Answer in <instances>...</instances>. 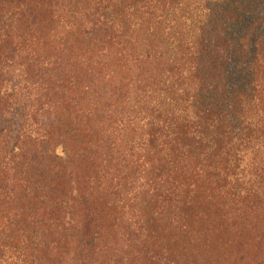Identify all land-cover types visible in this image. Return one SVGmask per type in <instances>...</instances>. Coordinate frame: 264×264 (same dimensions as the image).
<instances>
[{
	"label": "trees",
	"instance_id": "obj_1",
	"mask_svg": "<svg viewBox=\"0 0 264 264\" xmlns=\"http://www.w3.org/2000/svg\"><path fill=\"white\" fill-rule=\"evenodd\" d=\"M0 264H264V0H0Z\"/></svg>",
	"mask_w": 264,
	"mask_h": 264
}]
</instances>
